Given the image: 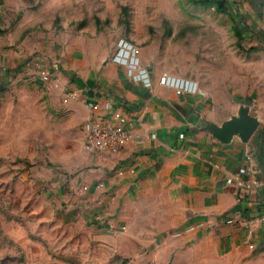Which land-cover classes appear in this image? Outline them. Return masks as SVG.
<instances>
[{"label": "crops", "instance_id": "0c3cea01", "mask_svg": "<svg viewBox=\"0 0 264 264\" xmlns=\"http://www.w3.org/2000/svg\"><path fill=\"white\" fill-rule=\"evenodd\" d=\"M88 1L58 0L55 28L33 34V19L48 7L20 13V0H0V184H7L0 197L8 198L0 237L14 246L16 215L28 213L39 219L27 220L25 232L36 237L51 227L65 245L155 244V264H264V78L228 87L241 61L264 69V0H227L240 13L232 20L243 49L209 46L201 31L179 30L176 14L164 11L169 0H115L119 12L122 4L136 8L137 36L92 24ZM96 1L105 12L112 0ZM151 18L172 27L157 31L163 45L155 41L149 53L143 42ZM120 39L140 45L138 66L113 61ZM34 66L48 68L52 83H40ZM141 69L148 85L134 78ZM163 75L199 92L178 93L159 82ZM71 91L77 98L64 103ZM93 100L94 112L86 105ZM106 102L123 113L132 138L117 153L93 156L83 147L82 125L107 116ZM242 112L257 122L246 140L229 133ZM239 168L258 173L238 175Z\"/></svg>", "mask_w": 264, "mask_h": 264}, {"label": "rangeland", "instance_id": "374dc122", "mask_svg": "<svg viewBox=\"0 0 264 264\" xmlns=\"http://www.w3.org/2000/svg\"><path fill=\"white\" fill-rule=\"evenodd\" d=\"M169 1V4L163 6L164 11L176 14V24L179 30L196 31L197 35L201 31L202 39H206L209 46L216 44V42L223 45L238 44L241 49L246 46L245 38L238 32V27L232 20L234 13L240 14L239 10L237 8L233 10L229 3L226 4L224 10H219L218 4L221 2L220 0L210 4L201 3L199 2L200 0ZM57 2L58 0H20V4L17 7H20L19 12L22 13L23 7L26 6L31 9L32 14H35L41 8L45 9L48 7L47 13L41 17L34 18L32 22L31 30L33 34H39L47 32L49 28H55L56 22H58L55 9ZM118 5L119 2L112 0L111 4L106 6L108 9L106 8L104 12V6L101 3L91 0L86 2L83 8L88 13L92 11L91 16L97 20L93 21L92 24H104L108 27L107 31H115L116 27H113L118 26L123 31L132 32L136 36L137 34L139 35L138 29L131 25L133 24L134 16L137 14L136 8L130 3L126 7L122 4V11L119 12ZM149 13H155V8H151ZM102 16H104L103 19ZM200 18L201 20L199 21ZM171 27V21L161 19L155 21V18H151L145 23V41L143 45L148 47L147 51L149 53L155 51V47H157V42L155 44V41H161V45H163L164 37L158 36L159 33L157 31L161 30L166 34ZM179 39L184 41V34L180 33ZM127 41L140 49L139 44L130 40ZM258 64V61L255 63L241 61L238 65L239 76L237 80H234V84L228 87L242 89L247 85L249 79L255 78L257 81V77L264 78V69L258 68L256 66ZM6 185V183H3L0 184V187L4 188ZM7 199L6 197H0V206ZM0 217L6 219L7 214L0 210ZM38 219L35 215L28 213H18L16 215L18 224L16 228L17 242L12 246L11 242L7 241L6 236L4 238L0 237V264H155V244L132 245L127 242L115 245L113 243L107 248L103 245L93 247L87 242H83L84 244L80 242V245H71L69 239L65 245V238H61L60 232L51 227L48 228L45 234L42 232L41 235H36V237L33 236L30 230L25 232V222L28 220L36 225ZM51 220L47 219L48 222ZM25 235H27V238ZM12 250L16 256L15 261L11 260Z\"/></svg>", "mask_w": 264, "mask_h": 264}, {"label": "built area", "instance_id": "2783aa9c", "mask_svg": "<svg viewBox=\"0 0 264 264\" xmlns=\"http://www.w3.org/2000/svg\"><path fill=\"white\" fill-rule=\"evenodd\" d=\"M140 49L128 42L127 40L120 39L117 43L116 50L114 51L113 61L118 64L129 66L130 68L139 65ZM29 71L34 74L36 79L42 84L52 83V74L48 68L43 66H34ZM132 73V70L129 69ZM136 80H142L145 84H149V74L145 69H141L135 74ZM161 84H170L175 87L177 92L182 91L188 92H199L195 85L189 83L184 79L169 78L163 75L159 78ZM77 95L71 91L67 93L62 101L67 103L71 99H76ZM88 108L94 112L99 108V103L96 100L86 102ZM104 107L109 110L107 116L93 115L89 117L82 125V131L84 134L83 147L86 152L93 156H100L103 154H113L119 152L132 138V134L127 128L126 119L123 113L116 108L111 102H106ZM94 114V113H93ZM218 167V166H217ZM258 170L255 168H239L238 175H252L256 176ZM227 182L232 181L231 178L226 180ZM238 183L243 187H250L249 183L241 182L238 179ZM258 183V180H253L252 184ZM99 187L103 184L99 183ZM245 198V197H244ZM259 220L264 222V211L259 216ZM225 222H233L231 218H226ZM192 229V227H188Z\"/></svg>", "mask_w": 264, "mask_h": 264}, {"label": "water", "instance_id": "95a60500", "mask_svg": "<svg viewBox=\"0 0 264 264\" xmlns=\"http://www.w3.org/2000/svg\"><path fill=\"white\" fill-rule=\"evenodd\" d=\"M257 127L256 120L248 116L245 112L239 114L238 117L233 118L230 122L229 133H238L243 139H248Z\"/></svg>", "mask_w": 264, "mask_h": 264}, {"label": "trees", "instance_id": "16d2710c", "mask_svg": "<svg viewBox=\"0 0 264 264\" xmlns=\"http://www.w3.org/2000/svg\"><path fill=\"white\" fill-rule=\"evenodd\" d=\"M214 1L217 0H200L199 2L204 3V4H210L213 3ZM221 2L218 4V8L219 10H224V8L226 7L227 4V0H220Z\"/></svg>", "mask_w": 264, "mask_h": 264}]
</instances>
